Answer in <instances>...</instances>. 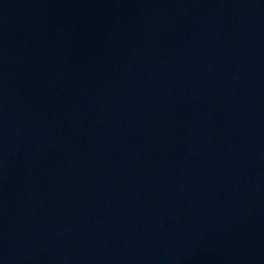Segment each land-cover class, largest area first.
Returning <instances> with one entry per match:
<instances>
[{"label":"water","instance_id":"water-1","mask_svg":"<svg viewBox=\"0 0 264 264\" xmlns=\"http://www.w3.org/2000/svg\"><path fill=\"white\" fill-rule=\"evenodd\" d=\"M0 264H264V0H0Z\"/></svg>","mask_w":264,"mask_h":264}]
</instances>
